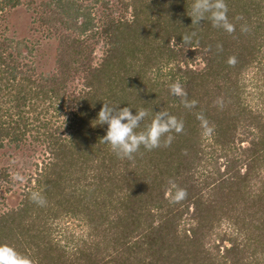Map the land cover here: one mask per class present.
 Wrapping results in <instances>:
<instances>
[{
	"label": "trees",
	"instance_id": "trees-1",
	"mask_svg": "<svg viewBox=\"0 0 264 264\" xmlns=\"http://www.w3.org/2000/svg\"><path fill=\"white\" fill-rule=\"evenodd\" d=\"M225 2L232 34L208 18L192 24L193 0H29L58 44L44 74L34 43L7 37L22 1L0 0V148L43 146L48 155L37 186L0 214V244L34 264H264V0ZM175 82L195 108L170 94ZM103 103L146 109L137 131L159 111L184 130L169 147L120 159L100 142ZM170 181L185 199L173 201ZM71 218L87 222V238L61 233Z\"/></svg>",
	"mask_w": 264,
	"mask_h": 264
},
{
	"label": "clouds",
	"instance_id": "clouds-1",
	"mask_svg": "<svg viewBox=\"0 0 264 264\" xmlns=\"http://www.w3.org/2000/svg\"><path fill=\"white\" fill-rule=\"evenodd\" d=\"M189 16L192 19V24H200L205 18H208L213 27L221 28L229 34L235 32V25L228 19V6L225 0H193ZM237 19L242 18L237 17ZM241 31L247 33L249 28L242 25ZM194 36H196L195 32L184 35L182 43H191ZM217 48L222 50V45L218 44ZM235 62V57H230L228 60L230 66ZM169 90L171 95L180 99L186 109L196 107L197 101L188 99L187 92L179 82L170 84ZM216 103L223 107L222 99L218 98ZM148 116L149 112L143 108L133 115L129 107H113L108 103H103L96 122L100 126L107 125V131L100 142L109 145L118 158L133 160L134 155L140 151L141 147L148 151L161 146L169 147L174 139L172 133L179 134L184 130L183 120L167 111H159L155 113L151 122L143 130L137 131ZM197 118L201 121L203 135H211L214 128L209 125L206 117L199 114ZM19 178L17 175L16 179ZM170 183L176 188L174 202L178 203L187 197L186 190L177 187L172 181ZM30 200L41 207L47 204L46 198L39 192L31 193ZM0 264H34V261L9 244H0Z\"/></svg>",
	"mask_w": 264,
	"mask_h": 264
},
{
	"label": "rangeland",
	"instance_id": "rangeland-1",
	"mask_svg": "<svg viewBox=\"0 0 264 264\" xmlns=\"http://www.w3.org/2000/svg\"><path fill=\"white\" fill-rule=\"evenodd\" d=\"M21 1L23 5L11 12L7 37L26 39L34 43L32 58L34 66L38 72L50 73L55 69L57 41L46 37L47 30L39 24L37 14L33 11L35 4L29 8V0ZM35 3H39V0H35ZM95 54L97 58L94 61H98L101 56L99 47H97ZM201 68L202 64L199 66V69ZM82 82V79H75L73 85L78 90ZM247 90L250 91V87ZM46 162H48V155L45 153L43 146L34 148L29 144H24L17 149L13 145L7 144L5 147L0 148V214L19 207L24 198L23 191L37 186L36 175L41 172L42 166ZM17 175L20 177L19 179H16ZM85 225H87V222H78L73 218L67 219L61 225L64 228L62 230H65L61 233H66V235L72 236L70 238L73 239L87 238L88 235L82 234V232H85Z\"/></svg>",
	"mask_w": 264,
	"mask_h": 264
}]
</instances>
